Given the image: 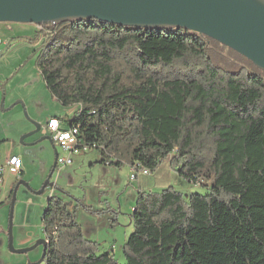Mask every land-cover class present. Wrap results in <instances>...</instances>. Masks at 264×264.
<instances>
[{"label":"trees","instance_id":"16d2710c","mask_svg":"<svg viewBox=\"0 0 264 264\" xmlns=\"http://www.w3.org/2000/svg\"><path fill=\"white\" fill-rule=\"evenodd\" d=\"M35 35L47 90L62 107H78L73 117L53 118L63 131L78 129L79 147L97 150L104 164L129 163L134 174H154L168 161L207 189L139 191L125 264H264V73L179 29L88 20ZM224 52L248 66L215 65ZM43 223L45 264H120L96 252L62 199L49 200Z\"/></svg>","mask_w":264,"mask_h":264},{"label":"rangeland","instance_id":"374dc122","mask_svg":"<svg viewBox=\"0 0 264 264\" xmlns=\"http://www.w3.org/2000/svg\"><path fill=\"white\" fill-rule=\"evenodd\" d=\"M37 29L33 24L0 23V53L7 51L0 58V169H7L8 159L15 155L24 171L20 177L0 176V264H45L44 246L37 244L46 238L43 215L51 198L62 199L74 213L98 254L108 252L125 264L123 248L134 231L131 215L139 191L172 187L189 195L205 194L207 189L181 179L168 161L154 174L138 172L134 178L129 163L119 167L101 163L95 149L72 155L70 165L54 169L56 157L68 159L69 154L45 138L47 122H36L32 116L41 122L53 116L73 117L78 107H62L47 90L36 67ZM213 60L228 71L248 66L225 52ZM39 126L41 131L36 132Z\"/></svg>","mask_w":264,"mask_h":264},{"label":"water","instance_id":"95a60500","mask_svg":"<svg viewBox=\"0 0 264 264\" xmlns=\"http://www.w3.org/2000/svg\"><path fill=\"white\" fill-rule=\"evenodd\" d=\"M88 20L193 32L219 42L264 72V0H0V23L39 28ZM39 245L45 250L46 241ZM10 250L15 252L12 246Z\"/></svg>","mask_w":264,"mask_h":264},{"label":"built area","instance_id":"2783aa9c","mask_svg":"<svg viewBox=\"0 0 264 264\" xmlns=\"http://www.w3.org/2000/svg\"><path fill=\"white\" fill-rule=\"evenodd\" d=\"M1 43V42H0ZM60 121L56 118H51L47 124V131L53 136V141L57 144L59 149L69 154L68 159L57 158V164L70 165L72 163V155H80L87 152V148L79 147L78 143V129H70L63 131L60 128ZM23 162L20 157H10L7 161V169H0V176L9 174L10 176H18L22 172ZM145 176H149V172H142ZM134 177V176H133ZM136 178V177H134Z\"/></svg>","mask_w":264,"mask_h":264},{"label":"flooded vegetation","instance_id":"af4514ba","mask_svg":"<svg viewBox=\"0 0 264 264\" xmlns=\"http://www.w3.org/2000/svg\"><path fill=\"white\" fill-rule=\"evenodd\" d=\"M45 135H46V137L45 138H48V137H50V140H51V143L53 144V145H56L57 146V144L53 141V136L50 134V133H48V131H47V129H46V131H45V133H44ZM58 147V146H57ZM22 175V172L18 175V176H14V177H20ZM2 177V176H1ZM44 241H46V247H47V239L45 238V240ZM46 249V248H45ZM45 251V250H44ZM45 255V254H44ZM45 258V257H44ZM43 263H44V260H43Z\"/></svg>","mask_w":264,"mask_h":264},{"label":"crops","instance_id":"0c3cea01","mask_svg":"<svg viewBox=\"0 0 264 264\" xmlns=\"http://www.w3.org/2000/svg\"><path fill=\"white\" fill-rule=\"evenodd\" d=\"M53 117H55V116H53ZM53 117H48L47 119H44L45 121H43V122H41V118L40 117H35V116H32V118L36 121V122H40V123H42V124H44V122H47L46 123V129H47V124H48V121L51 119V118H53ZM43 133H45V132H43ZM15 156V155H14ZM14 156H11V157H14ZM16 157H19V156H16ZM24 173V171H23V168H22V174ZM9 175V174H8ZM10 176V175H9ZM12 177H14V176H12Z\"/></svg>","mask_w":264,"mask_h":264}]
</instances>
